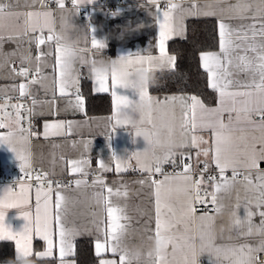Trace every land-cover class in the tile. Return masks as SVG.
I'll return each instance as SVG.
<instances>
[{
    "label": "snow or ice",
    "instance_id": "1",
    "mask_svg": "<svg viewBox=\"0 0 264 264\" xmlns=\"http://www.w3.org/2000/svg\"><path fill=\"white\" fill-rule=\"evenodd\" d=\"M58 9L61 10V19L64 13L78 14L82 8L93 5L89 17L99 6L97 0H71V9L65 8L64 0H55ZM43 6V5H42ZM11 4H0V19L10 14ZM144 5H128L127 9L118 7L116 11L106 13L116 17L125 11H133L134 8H143ZM153 18V25L158 28V41L156 47L159 55L147 52H125L115 59H92L91 55L102 52L107 47V38L98 39L97 28L89 24L91 32L90 48L69 47L63 41V35L56 33L49 27V35L44 36L43 30L47 26V20L52 16L49 11L29 12L25 14L24 31H37L39 18L45 19V24L39 27V37H34L37 46L46 42H55V59L51 65L53 79L51 87L53 95L58 88L61 96L68 95L69 89L75 91L76 104L74 107L83 109L84 99L79 91V65L88 64L95 81L97 92H108L112 89L116 114L113 117L116 125L135 123L126 110H132L140 114L141 125H151L152 129H162L165 140H161V132L150 134L137 127L136 135H143L149 148L144 150L146 154L150 148L160 146L166 148L162 158H157L154 164H149L141 159V153L135 152L133 156L141 172L148 173L146 179L136 181L140 185H147L150 197L154 198L155 234L149 239L154 241V254L149 252V264H197L198 255L204 251L209 256H215L213 264H264L261 254L264 253V169L260 167L264 161V0H237L236 3L227 5L228 19L223 15L218 17V52H202L200 59L202 67L209 77V87L218 93L216 107H207L196 95H171L163 99L153 98L148 93V73L156 67L175 66V56L170 55L166 49V42L176 34L185 31L184 20L187 15L200 10L195 5L185 8L176 0H147L145 9ZM179 14V15H178ZM204 15H216L215 11H205ZM33 18L36 22H33ZM236 19L241 21L233 25L229 21ZM248 23H243L244 20ZM144 22L137 20L135 28L129 30L138 31L145 28ZM10 39L12 37H9ZM2 39V37H0ZM51 51H42L36 57H24V62L35 60L36 67L30 72L27 67L21 66L19 71L12 68L11 71L18 77H23L27 82L20 83L13 91L18 92V97L23 98L32 95L34 85L45 86L48 79L42 75L41 67L43 58L52 56ZM104 62L105 68L92 67L96 63ZM111 82V83H109ZM124 90L122 93L119 90ZM138 97L130 99L129 97ZM37 100L33 98L32 105ZM7 100L0 103V113L5 119H0V129H8L0 134V145L7 144L16 158L20 161V169L28 179H35L37 190L35 194L36 210L33 215L23 210L31 199V188L20 183V191L16 193L12 188L3 190L0 195V240L15 242L17 252L16 264L22 260H28L32 255V238L39 236L46 243V249L37 253L39 257H50L53 249L58 247L60 264H70L65 258L74 252L71 242L77 234V230L69 228L65 223L67 213V199L59 188L55 192V202L52 197L51 181L47 180V174H31V154L27 148L30 138L35 135L31 128L22 126V110L32 114V108L25 109L23 104H11L13 112L7 111ZM155 111L156 115H153ZM228 114L227 122L224 114ZM256 117V119H253ZM176 121H179L177 127ZM62 123L44 125V136L59 134ZM69 129L71 124L68 125ZM210 130L212 140L209 144L198 132ZM208 147L201 148V145ZM197 147V157H209L218 170L217 175H207L209 164L207 159L200 169L199 175H194L190 162L182 164L183 171L175 175L164 174L161 180L153 179L155 173L163 174V164L175 165L173 149ZM116 159L115 170L126 171L130 167V158L120 159L115 151L112 153ZM191 160L190 151L181 155V159ZM71 170L75 173H84L82 165L86 160H71ZM102 171H107L108 166L101 161L99 165ZM231 169L232 175H226ZM243 170V171H241ZM85 175L87 173H84ZM212 185L213 190L204 188L205 183ZM19 183V182H18ZM81 180H75L80 187ZM99 185L101 191L94 194L95 202L102 205L104 218L94 220L97 231L102 232V238L97 237L95 254L101 257L99 264H117V260L103 257L105 252L111 251L118 255L119 264H133L139 256L131 252L125 239L128 225L121 221H128L124 207L113 203L112 197H127L128 192L123 186H107L102 178H96L93 186ZM237 185L243 188V201L245 216L238 215L241 206V193L237 190L236 204L230 213L229 231L235 232V240L228 237V243H217L215 231V217L205 214L197 216V203L214 206L215 212L222 214L223 205L219 202L218 194L231 192ZM106 189L107 195L104 193ZM15 197V199H13ZM9 208H21L23 217L27 221L23 229L13 231L5 223V212ZM254 209H260L259 225L252 223L253 216L257 215ZM95 216V213L93 214ZM197 221L199 225L197 226ZM223 232V229H221ZM260 239L255 246L248 239L255 234ZM197 238L199 245H197ZM170 248V251H169Z\"/></svg>",
    "mask_w": 264,
    "mask_h": 264
},
{
    "label": "crops",
    "instance_id": "2",
    "mask_svg": "<svg viewBox=\"0 0 264 264\" xmlns=\"http://www.w3.org/2000/svg\"><path fill=\"white\" fill-rule=\"evenodd\" d=\"M51 2V5L48 4ZM65 8L71 9L72 3L70 0H64ZM177 3H181L185 8L195 5L200 10L199 14L193 13L187 15L184 20L185 31L182 34H176L172 36L166 42L167 52L174 56L169 51V43L175 39H180L187 34V21L189 19H201V18H213L219 24L221 15L228 19L227 5L236 3L237 0H176ZM0 4L9 5L11 4L10 14L0 19V96H3L8 101L9 107L7 111L13 112L14 110L10 107L11 104H26L32 108V114L27 115V123L22 126L24 128H31L35 133L30 138V143L27 148L31 154V174L34 169H38L40 174H47V180L51 181L52 184V197L53 203L55 202V192L57 188L65 195L67 199V213L65 216V223L69 228H75L77 234L72 239L74 245V252L72 255L65 258L66 262L70 264H76L75 245L78 239H90L93 242V249L95 253V243L98 236L102 238V232L97 231L94 220L99 221L104 218V209L102 205H98L95 202L94 194L101 191L99 185L93 186V181L96 178H102L107 186H111L114 189L116 187L123 186L128 192L127 197H115L113 196V203L124 207L126 215L130 218L128 221H121L128 225V232L125 239V243L135 255L139 256L138 261H133V264H149L150 257L149 252L154 254V241L150 240V236L155 234V221H154V198L150 197L149 189L147 185H140L136 183L141 179H146L148 173L141 172L137 165L136 159L133 153L140 152L141 159L149 164H154L157 158H162L164 153L167 151L166 148L160 146H154L150 148L145 154L144 150L149 148L147 142L144 140L143 135L137 136V127L143 128L144 131L150 134L157 131L161 132V140H165L162 129H152L151 125L140 124V114L132 110L128 111L131 120L135 123L130 122L128 124L116 125L113 130L115 121L113 117L116 114V106L114 97L111 95V87L108 92H97L95 91L96 84L89 70L88 64L79 65V91L82 85V76L84 71L87 72L91 77V89L95 94H107L111 97L112 108L109 113H98L88 114L85 97L83 109L74 107L76 104L75 91L69 89L68 95L61 96L58 88L55 95H53L51 82L53 79V70L51 65L55 59V42H46L44 45L37 46L34 37H39V27L45 24L43 17L39 18L37 23V31H29L25 34L24 31V20L25 14L29 12H43L49 11L52 16L47 20V26L44 27L43 34L45 37L49 35V27L54 28L56 33L63 35L64 43L69 47H80L90 48L91 32L88 27L89 24L97 28L96 36L98 39L107 38V47L99 53L91 55L92 59H115L120 54L131 51V52H147L150 51L153 55H159V49L156 47L158 41V28L153 25V18L145 10L147 7V0H106L103 3L102 0H97L99 5L96 11L89 17V12L92 10L93 5H88L82 10L85 11L81 14V11L72 15L68 12L64 13V18L61 19V10L58 9L55 0H0ZM144 5L143 8H134L133 11H125L122 14L112 17L106 15L117 10L118 7L127 9L128 5ZM43 5V6H42ZM163 6V0H162ZM215 11L216 15H204L205 11ZM179 15V14H178ZM142 21L146 25L145 28L132 31L129 30V22H131V28H135L136 21ZM33 22L36 19L33 18ZM233 25L241 23V21L232 19L229 21ZM249 20H244L243 23H248ZM9 37H12L11 39ZM42 51H51L52 56L43 58L41 72L43 76L48 79L44 82L45 86L34 85L32 87V95L19 98L18 92L13 91L14 87L20 83H26L27 81L23 77H18L12 73L11 69L15 68L14 63L19 68H15L19 71L20 67H27L30 72L35 69L36 61L30 60L22 64L24 57H36ZM219 47L216 50H210V52H218ZM209 52V51H203ZM202 53V52H201ZM201 61V59H200ZM202 65V61H201ZM170 67H156L148 73V93L153 98L163 99L166 96L171 95H195L189 93H171V94H154L149 89V76L153 72L171 70ZM209 81V77H208ZM111 83V82H109ZM122 93L124 90H119ZM217 93V92H216ZM203 103L207 107H216L218 103V93L216 103L208 105L198 95ZM35 98L37 104L32 105V100ZM130 99H138V97H129ZM4 100V101H5ZM3 103V101H0ZM11 109V110H10ZM153 115L156 113L153 111ZM0 119H5L3 113H0ZM228 114H224V120L227 122ZM256 119V117H253ZM24 120V118H23ZM62 123L63 127L59 129V134L53 135L52 131L49 130V135L44 136V125ZM71 124L69 129L68 125ZM177 127L179 121H176ZM8 129H0V134L7 132ZM198 136H202L204 140L208 141L209 144L212 140V133L210 130H205L196 133ZM208 147V144L200 146ZM200 149L193 147L191 149L180 147L173 149L175 165L172 163L163 164V174L155 173L153 177H159L158 180L164 178V174L175 175L183 171L182 164L190 162L193 166V170L202 169L204 161L207 159L209 168L215 167L212 162L211 154L209 157L204 156L197 157V152ZM115 151L116 156L120 159L124 157L130 158V165L134 163L138 167V171L131 172L130 167L126 171H116V159L112 153ZM190 151L191 160L187 158L181 159L182 154H186ZM71 160H86L87 164L82 165L84 173H73L71 170ZM103 161L107 166V171H102L99 167L100 162ZM179 167L177 172H173L171 168ZM260 167L264 169V161L261 162ZM15 168L20 169V161L16 158L15 153L11 151L7 144L0 145V170L2 174H14ZM216 168V167H215ZM21 170V169H20ZM231 172V169L227 170ZM243 171V170H241ZM38 174V175H40ZM17 177V175H15ZM36 176V175H35ZM152 177V178H153ZM86 181L82 183L80 187H77L75 180ZM62 180L64 185H60L58 182ZM19 182V183H18ZM20 183H24L31 188V199L27 205L22 206L23 210L29 211L33 215L36 210V199L35 194L37 185H35L28 178H18L17 181L12 182L4 180L0 182V195H3V190L12 188L16 193L20 191ZM204 188H207L209 192L213 190L212 185L205 183ZM237 190L241 193V206L238 209V215L240 217L245 216V207L243 201V188L237 185L231 192H221L218 194L219 202L223 205L222 214L218 215L215 212V208L210 203L195 205L197 211L196 215L200 216L207 212L208 215L215 217V231L217 233V243H228V237H233L235 240V232L229 231L230 213L234 210L236 204ZM105 195L106 189L103 190ZM15 199V197H13ZM205 205L210 206V209H205ZM23 210L21 208H9L5 212V223L13 231H20L23 229L27 221L23 217ZM257 215L253 216L252 223L259 225L261 217L259 216L260 209H254ZM95 213V216L93 215ZM199 222L197 221V226ZM223 229V232H221ZM260 239L259 234H255L253 237L248 239V242L255 246L258 244ZM12 242L15 246L14 241L0 240V242ZM38 241L40 246L35 250V242ZM197 245L199 240L197 238ZM46 243L39 236H33L32 238V255L37 259H55L57 264H60L58 247L53 249V254L50 257H39L36 254L45 251ZM170 251V248H169ZM96 255V254H95ZM17 256L15 248V257ZM30 256V257H31ZM97 256V255H96ZM28 258L29 264H35L33 260ZM103 257L106 259L117 260L119 264L118 255H113L111 251L105 252ZM101 257H99L100 260ZM216 259L215 256L210 257L207 251L198 255L197 264H213ZM0 264H16L14 262L0 263ZM223 264H227V261H223Z\"/></svg>",
    "mask_w": 264,
    "mask_h": 264
},
{
    "label": "trees",
    "instance_id": "3",
    "mask_svg": "<svg viewBox=\"0 0 264 264\" xmlns=\"http://www.w3.org/2000/svg\"><path fill=\"white\" fill-rule=\"evenodd\" d=\"M219 45L216 19L201 18L187 21L185 37L169 43V51L175 56V66L171 70L153 72L149 76V89L154 94L189 93L200 96L206 104L216 103L217 93L209 87L208 74L203 69L200 54L216 50ZM81 94L85 97L87 113H109L112 108L111 97L95 94L91 89V77L84 71ZM1 172V170H0ZM40 243L35 242V250ZM35 264H57L55 259L30 257ZM76 264H99L90 239H78L75 245ZM16 263L15 246L12 242H0V263Z\"/></svg>",
    "mask_w": 264,
    "mask_h": 264
},
{
    "label": "built area",
    "instance_id": "4",
    "mask_svg": "<svg viewBox=\"0 0 264 264\" xmlns=\"http://www.w3.org/2000/svg\"><path fill=\"white\" fill-rule=\"evenodd\" d=\"M71 1V0H70ZM103 1V3H105L106 2V0H102ZM48 4L49 5H51V2H48ZM85 13V11L84 10H82L81 11V14H84ZM14 67L15 68H19L18 67V65H16L15 63H14ZM5 100V98L3 97V96H0V101H4ZM24 106H25V109H27L28 107H29V105H28V103H26V104H24ZM11 110V109H10ZM21 114H22V116L24 117V120H23V124L25 125L26 123H27V119H25L26 117H27V115H28V112L26 111V110H22V112H21ZM171 170L173 171V172H177L178 170H179V167H173V168H171ZM130 171L131 172H137L138 171V167L134 164V163H131V166H130ZM13 172H14V174H2V173H0V182H2V181H4V180H9V181H12V182H15V181H17V179L20 177V178H28L26 175H25V173L24 172H22L20 169H18V168H15L14 170H13ZM40 171L38 170V169H34L33 170V173H32V176L33 177H35V175H38V174H40L39 173ZM199 172H200V169H197V170H194V175H199ZM209 174H211V175H217L218 174V170L215 168V167H213V168H208V172L207 173H205V176H207V175H209ZM15 175H17V177L15 176ZM226 175L228 176V177H231V175H232V172H229V171H227L226 172ZM153 179H159V177H153ZM35 185H37V181L35 180V179H30ZM60 185H64V182L62 181V180H60L59 182H58ZM46 184V183H45ZM200 204V203H199ZM205 209H210V206H208V205H205ZM261 259H264V253H262L261 254Z\"/></svg>",
    "mask_w": 264,
    "mask_h": 264
},
{
    "label": "clouds",
    "instance_id": "5",
    "mask_svg": "<svg viewBox=\"0 0 264 264\" xmlns=\"http://www.w3.org/2000/svg\"><path fill=\"white\" fill-rule=\"evenodd\" d=\"M92 67L99 68V69H104L105 68V63L104 62H99V63H96L95 65H92ZM89 70L91 71L90 68H89ZM20 264H29V261L28 260H22L20 262Z\"/></svg>",
    "mask_w": 264,
    "mask_h": 264
}]
</instances>
